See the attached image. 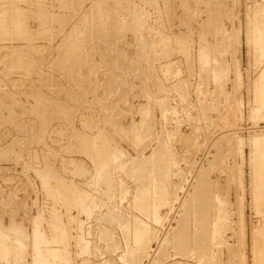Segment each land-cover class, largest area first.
<instances>
[{
    "label": "rangeland",
    "instance_id": "1",
    "mask_svg": "<svg viewBox=\"0 0 264 264\" xmlns=\"http://www.w3.org/2000/svg\"><path fill=\"white\" fill-rule=\"evenodd\" d=\"M0 15V264H264V0Z\"/></svg>",
    "mask_w": 264,
    "mask_h": 264
},
{
    "label": "bare ground",
    "instance_id": "2",
    "mask_svg": "<svg viewBox=\"0 0 264 264\" xmlns=\"http://www.w3.org/2000/svg\"><path fill=\"white\" fill-rule=\"evenodd\" d=\"M93 3H94V1H93ZM93 3H92V4H93ZM18 10H19V9H18ZM19 12H20V11H19ZM260 13H261V12H260ZM0 16H1V15H0ZM18 18H19V17H18ZM13 19H14V18H13ZM12 22H15V24L17 23L16 21H12ZM15 24H14V25H15ZM19 25H20V24H19ZM256 25H258V24H256ZM256 25H255V26H256ZM263 25H264V24H263ZM16 26H17V25H16ZM258 26H259V25H258ZM17 27H18V26H17ZM20 27H21V26H20ZM259 27H260V26H259ZM262 27H264V26H262ZM257 28H258V27H256V28L253 27L254 30L256 29V30H255V34H256V31L258 30ZM261 29H262V28H261ZM262 30L264 31V29H262ZM263 31H262V32H263ZM260 32H261V30H260ZM75 33H76V32H75ZM258 34H259V33H258ZM256 35H257V34H256ZM76 36H77V35H76ZM71 42H72V41H71ZM78 45H79V44H78ZM262 50H264V49H262ZM263 53H264V51H263ZM67 54H68V53H67ZM205 54H206V53H205ZM263 56H264V54H263ZM262 58H264V57H262ZM262 74H264V73H262ZM262 74H261V75L258 74V76H259V75L262 76ZM262 78H263V77H262ZM259 79H261V78L259 77ZM261 80H262V79H261ZM255 81H256V80H255ZM262 81H264V80H262ZM262 81H261V82H262ZM257 82H258V79H257ZM263 135H264V134H263ZM260 136H262V134H261ZM96 138H97V137H96ZM103 138H104V137H103ZM263 138H264V136H263ZM263 138H262V141H264ZM91 141H92V140H91ZM258 141H259V140H258ZM260 141H261V140H260ZM255 143H256V142H255ZM262 143H263V142H262ZM256 144L258 145V144H260V143L257 142ZM262 145H263V144H262ZM106 151H107V150H106ZM154 151H155V150H154ZM169 151H170V150H169ZM152 155H153V154H152ZM154 156H155V155H153V156H151V157H154ZM116 157H117V156H116ZM142 164H143V163H142ZM142 164H141V165H142ZM139 167H141V166H139ZM143 167H144V166H143ZM138 169H139V168H138ZM138 169H137V170H138ZM141 169H142V168H141ZM199 171H200V170H199ZM140 172H143V171L140 170ZM159 172H160V171H159ZM263 180H264V179H263ZM263 180H262V181H263ZM141 181H142V180H141ZM263 183H264V182H263ZM263 183H262V184H263ZM262 184H261V185H262ZM143 189H144V188H143ZM145 189H146V188H145ZM145 189H144V190H145ZM55 190H56V189H55ZM141 190H142V189H141ZM83 191H84V190H83ZM142 191H143V190H142ZM142 191H140V192L143 193ZM140 192L138 193L139 195L137 194L138 196H141V195H140ZM144 192H145V191H144ZM143 194H144V193H143ZM145 194H146V193H145ZM57 195H58V194H57ZM138 196H137V197H138ZM146 196H147V195H146ZM146 196H144V197L146 198ZM152 196H154V195H152ZM141 197H142V196H141ZM144 197H142L143 199L141 198L143 201H144ZM138 198H139V197H138ZM71 199H72V198H71ZM136 199H137V198H136ZM139 199H140V198H139ZM220 199H221V198H220ZM145 200H146V199H145ZM143 201H141V203H142ZM161 202H162V201H161ZM135 203H136V202H135ZM143 204H144V203H143ZM181 204H182V203H181ZM184 204H185V203H184ZM139 205H140V204H139ZM181 206H183V205H181ZM183 207H184V206H183ZM143 208H144V207H143ZM155 210H157V209H155ZM263 216H264V213H263ZM52 217H53V216H52ZM136 219H137V218H136ZM203 219H204V218H203ZM138 221H139V220H138ZM138 221H137V222H138ZM137 222H135V223L137 224ZM218 222H219V221H218ZM142 223H143V222H142ZM136 224H135L133 227H135ZM138 224H139V226H138V229H139L141 223L138 222ZM143 224H145V223H143ZM127 225L129 226L130 224L128 223ZM145 225H146V224H145ZM220 225H221V224H220ZM143 226H144V225H143ZM214 226H217V225H214ZM214 226H213V227H214ZM218 226H219V225H218ZM222 226H223V225H221V227H222ZM141 227H142V226H141ZM145 227H147V225H146ZM145 227H142V228L145 229ZM219 227H220V226H219ZM219 227H217V228L219 229ZM37 228H38V227H37ZM150 228H151V227H150ZM214 228H215V227H214ZM214 228H213V229H214ZM217 228H216V230H217ZM223 228H224V226H223ZM126 229H127V228H126ZM133 229H134V228H133ZM136 229H137V228H136ZM56 230H57V229H56ZM127 230H128V229H127ZM146 230H148V228H147ZM150 230L152 231V229H150ZM216 230L214 229V231H216ZM220 230L223 231L222 229H220ZM257 230H258V229L255 230V233H256ZM263 230H264V229H263ZM16 231H18V230H16ZM137 231H138V230H137ZM137 231H135V232H137ZM148 231H149V230H148ZM211 231H212V230H211ZM214 231H213V232H214ZM258 231H259V230H258ZM258 231H257V232H258ZM56 232H57V231H56ZM135 232H134V233H135ZM140 232H141V229H140ZM213 232H212V233H213ZM252 232H253V231H252ZM263 232H264V231H263ZM148 233H149V232H148ZM220 233H221V232H220ZM255 233H254V234H255ZM59 234H60V233H59ZM59 234H58V235H59ZM136 234H138V233H136ZM217 234H219V232H218ZM254 234H253V236H255ZM35 235H36V234H35ZM60 235H61V234H60ZM148 235H149V234H148ZM211 235L214 236L215 234H211ZM144 236H145V235H144ZM2 237H3V236H2ZM142 237H143V236H142ZM142 237H141V238H142ZM260 237H261V235H260ZM133 238H134V237H133ZM136 238H138L137 235H136ZM136 238H135V239H136ZM252 238H254V237H252ZM256 238H257V237H256ZM262 238H264V236H263ZM0 239H1V238H0ZM257 239H258V238H257ZM259 239H260V238H259ZM259 239H258V240H259ZM139 240H140V239H139ZM192 240H193V239H192ZM135 241L137 242V239H136ZM142 241H143V240H142ZM259 241H260V240H259ZM36 243H37V242H36ZM138 243H139V242H138ZM40 244H41V243H40ZM136 244H137V243H136ZM140 244H143V242H140ZM260 244H261V243H258V241H256V240L253 241V245H254V246H253V247H254V250H253V251H254L255 255H259V256H260L261 252L264 253V251H262V247H263V246L260 245ZM138 245H139V244H138ZM138 245H137V246H138ZM261 246H262V247H261ZM136 248H137V247H136ZM139 248H140V246H139ZM139 248H137V249H139ZM141 248H142V246H141ZM141 248H140V249H141ZM137 249H136V250H137ZM136 250H135V251H136ZM2 251H3V250H2ZM135 253H136V252H135Z\"/></svg>",
    "mask_w": 264,
    "mask_h": 264
}]
</instances>
